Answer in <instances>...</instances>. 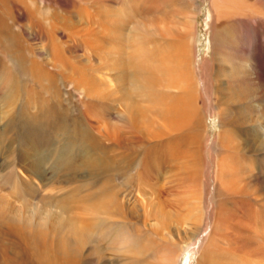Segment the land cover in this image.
I'll list each match as a JSON object with an SVG mask.
<instances>
[{"label": "bare ground", "instance_id": "obj_1", "mask_svg": "<svg viewBox=\"0 0 264 264\" xmlns=\"http://www.w3.org/2000/svg\"><path fill=\"white\" fill-rule=\"evenodd\" d=\"M210 1L213 14L217 19L224 18L229 21L238 22L241 24V27L247 24L250 34L249 37H246L242 30L233 31L232 35H225L223 29L217 27L218 33L225 35V46H218L219 44L218 42L216 43L215 38V50L210 62H208L210 67L208 70L206 68L207 74L209 73L212 76V80L209 78L207 81L206 78V85L213 93V102L209 96L208 103L210 109L213 110L214 107L215 112L220 118L221 129L218 136L221 152L218 159V170L223 177L229 172L234 177V171H230L229 168L232 165H238L236 168L238 170L242 164L241 161L248 160L249 156H254L255 158L249 165H245L250 170L259 168V174L263 176L264 0ZM124 3H128L130 7L137 6V3L142 4L149 12L157 8L155 0L154 2L150 0H127ZM25 4L26 0H0L1 104L9 103L16 88L20 89L23 86V81L16 75L19 72H12L7 59L13 63H17L26 75L33 74L37 84L42 81V75L47 77L50 84L52 81H55L53 76H51L52 74L42 71V56L38 59L41 62L37 60L29 61L30 57L28 58L27 53L23 52V47L26 46L30 54H33L35 46L32 47L30 43V45L27 43V45L24 44L23 46L22 42L25 40V33L23 35L22 30L19 29L18 31H14L13 25L16 18H12V25L8 20L10 15H5L12 10L18 12L23 10L22 7L25 8ZM187 7L191 10L194 9L195 13L199 10V7L194 8L192 4ZM96 9L98 19L102 20L101 31L103 35L109 38V40H104V43L102 42L100 47L107 45L112 51L108 55L93 54L100 62H92L90 60V69L93 72L91 71L90 76L82 74L80 79H76L77 83L87 85L85 89H88L94 99L97 97V100H103L104 103H98L97 100L92 103V106H102L103 117H108L109 119L115 104L125 108L122 114L125 113L128 116L129 122L120 114L116 115L114 121L123 122L125 120V124L132 123L131 126L135 130L134 132L140 135L143 134L144 140L141 142L147 144L146 146L150 150L156 149L162 151L167 147H171L175 138L184 137L189 130L192 128L196 129L195 120L199 118V108L201 107L199 106V98L202 99L201 91L205 90V87L200 89L197 85L194 59L192 54H190L191 49L187 47L186 42H179L163 51L159 47L160 43L158 40L141 36L138 33L132 40H126L123 34L127 28L126 23L133 20L132 16H128L127 14L122 16L119 23L116 22L118 20L115 17L113 18L114 13L109 14V9H100V7ZM25 10L28 11L26 8ZM6 11L7 13L4 14ZM137 18L140 17L137 16ZM143 18L145 17L142 16L141 19ZM193 18L195 17H187L185 24L189 25ZM34 19L36 20V25L39 27L42 23V17L38 18V16H35ZM27 37L29 38V36ZM221 38L223 39L224 37ZM247 40L248 42L250 40L249 43L251 44L244 43ZM17 41L18 48L16 44V46L12 44L14 42L17 43ZM113 47H115L114 50L111 49ZM50 54L53 61L51 63L55 65L57 62L56 64L58 65L60 62L57 59L55 47ZM146 56H150L153 59H150V61L149 58L148 60H142ZM33 57L35 58L34 55ZM116 70L121 71V74H116L117 82L114 81V78L108 72ZM209 74L207 77H209ZM204 76L206 77V74ZM170 89H178L180 94L168 92ZM205 92L208 93L207 90ZM22 98L21 96V100L24 99ZM141 98L152 104L150 123L147 122L149 115L146 113L147 109H145L146 111L144 110L145 104L143 103L144 100L140 101ZM27 101L26 106L28 108H24V101V105L19 110L21 114L29 113L28 110L32 103L28 102L27 104ZM22 108L23 110H21ZM3 116L0 117L2 121L4 120ZM99 123V119L96 123L90 122L86 135L80 138H76L78 137L77 131L75 132L76 136H73L67 130H59L58 132L61 133L59 136L65 137L64 141L66 143H64L71 148L76 147L78 152H74V154L64 152L56 156V153L60 151L57 149L47 157L50 161L56 163L58 170H66L72 175L70 178L72 183L80 184V186H74L70 191L71 194L67 195V197L69 196L67 199H64V197L56 199L57 197H54V200L42 202V207L36 203L37 206L35 209L32 208L31 213H29L30 209L27 207V200L24 199L27 211L22 207L23 203L19 201L15 203L10 200V197H14L15 192L24 193L30 190L32 186L38 185V181L42 176L41 163L43 164L46 159L45 155L40 156L43 152L39 153L36 149L38 146L30 149L33 151H28L25 147L22 152L17 153L20 167H18V171L14 173V176L10 175L14 178L4 174L5 164H0V176L1 178H5V181L0 183V225L4 226V230L0 234V264H30V246L26 245L30 242V240H27V232L30 235V232L27 231L28 229L38 231L40 235L38 240L39 242L41 241L43 247L38 259L43 260L44 264L177 263L181 253L176 254L172 252L174 248L171 250L170 245L161 246L148 233L149 226H156L152 224L154 215H143L144 228L134 220L133 215H122L127 207V202L124 201L125 198L119 199L117 185H110L107 179L110 176L113 177L115 173L125 170V163H129V155L125 156L121 150L127 139L125 138L126 135H122L116 128V131L112 130L111 132L108 126L101 127L102 125L99 126ZM114 123L116 124V122ZM236 126L239 127V132L234 130L237 128ZM175 131L177 132L175 133ZM188 134L190 133L188 132ZM100 135L104 138L103 140L100 139ZM3 137L4 135H2V142H0L1 149L3 145H7V143L1 144L4 143ZM196 137H192L193 142L194 139L197 141ZM81 139H84V142L80 143ZM27 144L32 147L37 142L34 140L30 141L29 139ZM41 148L44 149L46 147ZM191 157L193 158L192 154L189 155V158ZM127 159L128 161L126 162ZM156 161L159 163L157 159ZM192 161L194 165L197 164L194 158ZM152 174L154 175V173ZM195 175L196 172L193 174V177ZM255 176L257 177V174ZM158 178H160V170ZM216 178L217 175L215 176V180ZM96 179H101L105 182L100 185L99 183L93 184V188H96L94 192L91 191L93 188L82 190L84 187L91 185L92 180ZM8 183L11 184V190L8 189L7 191V188L4 187ZM79 193H82L81 196L78 195ZM93 193L99 199L92 200L91 194ZM69 213H71V216H68ZM50 231L54 233L56 239L52 238V241L47 243L42 242L47 234H50ZM22 232L25 234V239L21 238ZM211 244L212 242L210 241ZM108 251L112 252L111 256L115 259L106 260V257L110 258L109 255L111 254ZM256 257L258 260L255 264H264V252L261 251Z\"/></svg>", "mask_w": 264, "mask_h": 264}, {"label": "rangeland", "instance_id": "obj_2", "mask_svg": "<svg viewBox=\"0 0 264 264\" xmlns=\"http://www.w3.org/2000/svg\"><path fill=\"white\" fill-rule=\"evenodd\" d=\"M124 1L127 2V0H26L25 8L28 11L22 7L23 10L20 9L19 12L16 10L8 12L9 14L7 11L4 12V14L7 13L5 15L11 16H9L10 19L8 18L10 24L13 25L12 18H16L13 25L14 31L19 29L22 30L23 35L25 33L23 46L28 43L32 47L35 46L33 50L39 49L30 54L28 48L23 47V52L27 53L28 58L30 57L29 61L41 62L38 59L42 56V71L52 74L51 76L55 79L51 85L47 77L42 75V81L37 84L33 74L26 75L17 63L7 59L12 72H19L16 75L23 81V86L20 89L16 88L9 103H0V115H4V120H0V142L4 135V143L1 144L7 143L2 149L0 148L2 162L0 164H5L3 173L8 177L17 173L20 167L17 153L22 152L25 147L29 151L38 146L36 149L39 153L43 152L40 156H46L40 167L42 169V176L38 181L40 184L32 186L30 190L26 189L27 192L23 191L24 193L15 192L10 200L23 203L21 205L26 211L24 199L27 200V207L31 213L32 208L35 209L37 205L42 207V202L54 200V197L67 199L69 197L67 195L74 186H80V184L72 183L70 179L72 175L66 170H58L56 163L47 157L57 149L62 152L58 151L56 156L64 152L71 154L78 152L76 147L71 148L65 144V137L59 136L61 134L59 130H67L73 136H76L77 131L76 138L84 137L89 129V123H96L99 119V126H108L111 132L116 128L122 135H126L127 139L121 150L125 156L129 155L130 161L125 163V170L107 179L110 185H117L119 199H126L124 201L127 202V207L122 215H133L134 220L142 227L143 215H154L152 224L156 226H149L148 233L161 246L170 245L171 250L174 248L172 252L181 253L176 264H255L258 260L256 256L261 251L264 252V175L259 174V168L250 170L245 165H249L254 156L241 161L242 164L238 170H236L238 165H232L229 168L230 171H234V177L231 172L225 177L219 173L220 118L214 107L213 110L210 109L209 96L213 102V93L206 85L209 78L212 80L211 74L208 73L209 77H207L206 71L210 67L208 62L215 50V38L218 46L223 47L225 35H232L233 31L243 30L244 36L249 37V28L247 24H244L243 28L238 22L224 18L217 19L213 14L210 0H155L157 8L151 12L142 4L137 3V6L130 7ZM150 1L154 2V0ZM190 4L194 8L199 7L198 12L195 13L194 9L186 8ZM97 7L109 9V14L114 13L113 18L118 20L116 22H119L126 14L132 16L133 20L126 23L127 28L123 34L126 40H132L138 33L158 40L159 47L163 51L179 42H186L187 47L191 49L197 85L200 89L205 87L208 93L205 90L204 93L201 91L199 118L195 120L196 129L192 128L188 131L190 134L187 132L184 137L175 138L171 147L162 151L150 150L147 144L141 142L144 140L143 134L134 132L132 123L125 124V120L129 122L128 116L125 113L122 114L125 108L115 104L109 119L103 117L102 106H92L97 97L94 99L88 89H85L87 85L77 83L76 79H80L82 74L91 75L90 60L100 62L93 54L108 55L112 51L107 45L100 47V44L109 38L101 31L102 20L97 17ZM12 13H15L14 16ZM35 16L42 17L39 27L35 23ZM142 16L145 18L141 19ZM189 16L195 18L187 25L185 21ZM217 27L223 29L225 35H220ZM249 42L247 40L244 43ZM12 44L17 45V48L19 46L18 41ZM54 47L60 62L58 65L56 62V66L51 63L53 61L50 54ZM111 49L114 50L115 47ZM148 58L149 61L153 59L146 56L142 60H148ZM108 72L117 82L116 74H121V71ZM203 74H206V77ZM168 92L180 94L178 89H170ZM24 101L26 109L28 108L26 101L27 104L28 102L32 104H30L29 113L21 114L19 110L24 105ZM140 101L145 104L144 110L147 109L146 113L149 115L147 122L150 123L152 104L143 98ZM97 102L104 103L103 100H97ZM119 114L125 119L123 122H118L117 119L114 121ZM238 126L234 129L236 132L240 131ZM193 136H197V141L194 139L193 142ZM99 137L101 140L104 139L101 135ZM29 139L36 141L39 145L30 147L27 144ZM82 142L84 139L80 140V143ZM10 148L12 152H9ZM190 154L197 162L196 165L192 161L193 158H189ZM156 159L161 164L157 163ZM159 170L160 178H158ZM195 172L196 175L193 177ZM4 179L0 176V183H3ZM103 182L105 181L101 179L92 180V184L82 190L93 188V184L100 185ZM4 188H7V191L11 190V184L8 183ZM95 190L96 188L91 189L92 192ZM81 194L78 195L81 196ZM91 197L92 200L99 199L94 193ZM70 214L68 216H71ZM3 228L4 226L0 225V234ZM27 231L30 232V235L27 232V240L30 242L26 244L30 246V264H41V262L44 264L43 260L38 259L43 247L38 240L40 236L38 231L33 229ZM21 238L25 239L23 232ZM52 238L56 239L54 233L50 231L42 242L47 243L52 241ZM209 240L212 242L211 245ZM108 252L111 254L110 258L106 257V260L115 259L111 256L112 252Z\"/></svg>", "mask_w": 264, "mask_h": 264}]
</instances>
